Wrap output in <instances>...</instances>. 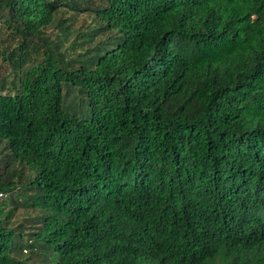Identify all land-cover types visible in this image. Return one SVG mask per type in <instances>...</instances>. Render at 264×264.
Segmentation results:
<instances>
[{
	"label": "trees",
	"instance_id": "trees-1",
	"mask_svg": "<svg viewBox=\"0 0 264 264\" xmlns=\"http://www.w3.org/2000/svg\"><path fill=\"white\" fill-rule=\"evenodd\" d=\"M0 64V264H264V0H0Z\"/></svg>",
	"mask_w": 264,
	"mask_h": 264
},
{
	"label": "rangeland",
	"instance_id": "rangeland-1",
	"mask_svg": "<svg viewBox=\"0 0 264 264\" xmlns=\"http://www.w3.org/2000/svg\"><path fill=\"white\" fill-rule=\"evenodd\" d=\"M86 20L89 21L90 18H87L84 14H81L78 18L77 25L85 23ZM14 42L16 43V41ZM9 46L11 47L12 44H10ZM12 75L13 73L10 66H8L7 64H0V84L4 91H6L8 87L11 86ZM1 79L3 80L1 81Z\"/></svg>",
	"mask_w": 264,
	"mask_h": 264
}]
</instances>
